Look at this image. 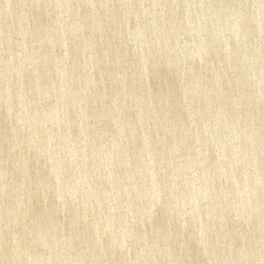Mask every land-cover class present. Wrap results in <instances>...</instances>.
I'll return each instance as SVG.
<instances>
[{"label":"water","instance_id":"water-1","mask_svg":"<svg viewBox=\"0 0 264 264\" xmlns=\"http://www.w3.org/2000/svg\"><path fill=\"white\" fill-rule=\"evenodd\" d=\"M0 264H264V0H0Z\"/></svg>","mask_w":264,"mask_h":264}]
</instances>
